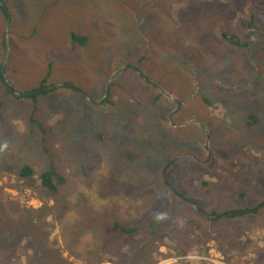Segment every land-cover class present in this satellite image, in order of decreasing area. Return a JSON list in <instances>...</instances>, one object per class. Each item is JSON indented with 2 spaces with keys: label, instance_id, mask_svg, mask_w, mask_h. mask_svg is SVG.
<instances>
[{
  "label": "rangeland",
  "instance_id": "rangeland-1",
  "mask_svg": "<svg viewBox=\"0 0 264 264\" xmlns=\"http://www.w3.org/2000/svg\"><path fill=\"white\" fill-rule=\"evenodd\" d=\"M2 1L0 63L7 34L3 83L15 93L38 89L51 64L48 86L69 85L94 102L116 69L113 56H135L141 46L149 67L142 69L154 84L121 73L115 83L122 88L96 105L68 88L15 100L0 84V264H25L31 252L1 245L17 210L39 216L45 207L50 252L59 249L72 264H92L95 253L102 264H116L122 254L123 264H264V0H194L187 8L184 0ZM228 26L250 43L223 40ZM71 33L87 43L73 42ZM158 87L185 102L173 126L176 105ZM158 93L163 97L153 102ZM248 117L256 121L251 127ZM113 120L116 129L97 143L98 129ZM193 120L207 129V148L201 126L183 125ZM82 136L85 146L73 147ZM51 165L66 183L50 196L40 174ZM24 166L33 171L29 179L19 176ZM62 201L67 209L58 221L49 213ZM240 210L253 211L236 215ZM81 212L142 230L128 241L110 233L99 242L96 230L83 229L74 255L58 229L74 221L83 228Z\"/></svg>",
  "mask_w": 264,
  "mask_h": 264
},
{
  "label": "trees",
  "instance_id": "trees-1",
  "mask_svg": "<svg viewBox=\"0 0 264 264\" xmlns=\"http://www.w3.org/2000/svg\"><path fill=\"white\" fill-rule=\"evenodd\" d=\"M182 1L183 0H181V3H182ZM185 1H186L185 6L187 8L188 3L191 2V1H194V0H184V2ZM216 2L218 3L219 1H216ZM0 10H1V8H0ZM2 15L4 16V18L6 17V14H5V12L3 10H2ZM252 19H253V17H251V20ZM215 22H216V25L218 26L217 29H219V26H220L219 21L216 20ZM248 26H250V28H251V24H249ZM228 28L230 30H232V32L234 34L230 33V30ZM205 29H206V31H211V28L208 25L205 26ZM255 31H258V30L256 28H252L250 30V34L249 35L253 36ZM260 32L264 33V31H261V30H260ZM235 33H236V29L235 28H230L228 26L222 32L221 38L223 40L227 41L228 43H230V45L232 44L233 46H236V47H243V46H246L248 43H250V40H249L248 43H240V39L238 38V35H235ZM257 37H260V36L258 34H256L255 38L257 39ZM70 38L75 43H81V44H86L87 43V39L85 37H80V36H78V35H76L74 33L70 34ZM4 41H5V38H4ZM4 41L1 42V48L3 49V51H4ZM146 51L147 50L145 48H142V46H141L135 56L133 54L127 53V52L126 53L115 54L113 57H114V59H115V61L117 63V66H116V69H114V71L109 72L107 79L109 80V78L119 68H121L123 65H127V66L133 67V68H137V69L141 70V72L147 76L146 71L142 69V68L149 69V67H147V65H146L147 56H148ZM2 58L4 59L3 54H2ZM2 63H3V60H2ZM2 63H0V84H2V86H3L4 90H5L6 94L4 93V95L5 96H7V95L9 96L10 92L4 86L3 77L1 75ZM180 64H183V63L180 61ZM50 67H51V64L49 65V71L47 72L46 76L41 80L40 87L38 89H36V90L54 86V85H49V86L47 85L48 78L50 76ZM6 70H7V68H5V70H4V75L6 73ZM126 73H134V74H136L137 75V79L141 80V81H143L145 83V81L135 71L127 69L122 74H126ZM119 77L115 78V80L113 81L111 91H110V93L108 94V96L106 97V99L102 103L109 102L110 97L114 98V96L116 95L117 91L122 88L119 84L115 83L116 80ZM107 79H105V82H107ZM136 83H138V82H136ZM105 85L106 84L104 83L103 85H100V87L98 88V92L96 94V97L93 98L94 102H97L101 98L103 90L105 88ZM36 90H34V91H36ZM48 91H50V90H48ZM38 96L33 95V96H30V97H26V98L33 101ZM11 97L13 98V96H11ZM156 97L157 98H154L153 102L154 101L156 102L157 100L162 98L163 95L161 93H158V95ZM13 99H15V97ZM249 120H250V123L247 122L246 125L248 127H251L253 125V122L255 123L256 121H255V118H252V117L249 118ZM29 121H30V123L37 124L35 121L33 122L32 115L30 116ZM114 123H115V121L113 120V123L111 125L106 124L104 127H101V128L98 129L97 135H96V142L97 143H98L99 139L103 140L104 137H107L108 129L110 131L116 129V125H114ZM37 125L39 127L41 126L40 124H37ZM73 137H75V136H73ZM81 139L82 140L78 141L79 143L76 142L75 145H73V147L79 146V145L85 146L81 142L83 140H87L89 138H87L85 136H82ZM86 143H87V141H86ZM32 174H33V171H32V169L29 166L22 167L20 172H19V176L22 179H29L32 176ZM40 180H41L40 186H41L42 190L45 191V192H43L44 195L50 194V196H51V194L54 195V193H56L59 190V186H63L66 183V178L64 176H62L61 174H59L54 169V167L52 165L48 169H46L44 172H42L40 174ZM41 188H34V189L37 190L38 192H40L39 189H41ZM37 199H39V200L41 199L42 201L45 202L44 204L46 205V200H43V197L42 198L40 197V198H37ZM82 199H83V197L81 195V197L78 200V203H80V201H82ZM57 206H59V210L51 212L49 214H53L54 216H56V218L58 217L57 219L59 221L64 216L63 214L65 213V212H63L64 208L66 207L65 206V201L64 202L62 201L60 204L58 203ZM61 208H63V209H61ZM44 209H45V213H43L42 215H39V216L36 215V214L37 213H41V211H38L37 209H30L29 211H27V215L21 214L20 211L17 210L18 219L15 222V226L9 232V235L7 234L6 239L4 240V242L1 245L4 246V247L7 246L8 248H12V249H15V250L18 247L20 249L28 248V250L31 251L30 253L24 254V252H22L24 255H26L25 264H43L46 261V259H48V258H50L49 259L50 264H72L69 261H67L66 259L62 258L61 254H57L59 249L55 250V252H53V251L50 252L52 246H50L47 243V238L44 239V235L48 234V231H47V226L43 223V219H45L47 214H48L47 213L48 211H46L48 208L45 207ZM66 209H67V207H66ZM86 211H84V213ZM31 212L33 214L34 213H36V214L32 216L30 214ZM240 212H244V211L240 210L239 213ZM84 213L81 212L82 215L80 214V217H81L80 223L82 224L83 228H81L79 225H77V223L74 221L73 224H72V222H70V223H65L64 222L63 224H60L59 225L60 227L58 229V234L62 238L63 247H64L63 249L66 250V251H69V252L71 251V253L73 251L74 255H77L76 254V247L78 246L79 239H81L80 233H81V231L83 229L85 231H88V232L90 231V229L96 230V233H97V236H98L96 238L98 239L99 242H103L110 235V233L117 234V235H119L121 237H124L125 240L128 241L131 238H135V235L142 230L141 226L130 227V228L123 227V226L120 225V223H118L115 220L113 222H107L108 220H104L102 222H98L97 219H94V218H91V219L84 218L83 217ZM235 213H236V215L239 214L237 212H235ZM226 215H228V214H226ZM233 216H235V215H233ZM35 217L39 218L40 223L32 222V219L35 218ZM84 223L86 224V226H84ZM101 223H103V224L100 225ZM104 223H106V226H104ZM71 225H72V227H71ZM99 225H100V227L97 228ZM151 225L155 226V224H151ZM36 229H37L38 233L35 232ZM53 232H55V230H53ZM58 241L59 240L56 239V241L53 244L55 246L58 245ZM16 244H17V248H16ZM143 248H146V244L143 245ZM99 253H102V252L100 251ZM122 256L124 258H122L120 260H117L116 264H123L125 259L128 257L126 254H122ZM93 257H98V258H97V261L92 263V264H102L105 261V260H102L100 258V256L97 255L96 253L94 254ZM87 258H90V257H87ZM111 263H113V262L111 261L110 264ZM18 264H21L20 258H18ZM125 264H129V263H125Z\"/></svg>",
  "mask_w": 264,
  "mask_h": 264
},
{
  "label": "water",
  "instance_id": "water-1",
  "mask_svg": "<svg viewBox=\"0 0 264 264\" xmlns=\"http://www.w3.org/2000/svg\"><path fill=\"white\" fill-rule=\"evenodd\" d=\"M1 1V0H0ZM1 4H2V6H3V9L6 11V8H5V6H4V3L3 2H1ZM6 13H7V11H6ZM7 15H8V13H7ZM8 61H9V46H8V39H7V34H5V59H4V62H3V64H2V70H1V75H2V77H3V81H6V79H5V75H4V70H5V68H6V65H7V63H8ZM133 70V71H135L142 79H144L145 81H147V82H150L151 84H154L153 82H151V81H149L145 76H144V74L141 72V70H139V69H137V68H133V67H125V68H122V69H120V70H118V71H116L112 76H111V78L109 79V81H108V83H107V85H106V88H105V91H104V93H103V95H102V98H100V100L98 101V102H93L92 100H91V98L89 97V96H87L85 93H83V92H81V91H79V90H77V89H75V88H73V87H71V86H69V85H65V84H63V85H58V84H56V85H54V86H52V87H47V88H44V89H40V90H38V91H33V92H27V93H15L14 91H13V89L11 88V86L6 82V86H7V90L10 92V95L11 96H13V97H15V98H24V97H29V96H32V95H34V94H37L38 92H44V91H47V90H51V89H57V88H68V89H70V90H73L74 92H76L77 94H80L81 96H83L84 98H86L91 104H94V105H96V104H100L101 102H103V100H105L106 99V97L108 96V94H109V92H110V90H111V87H112V83H113V81L115 80V78L117 77V76H119L121 73H123V71H125V70ZM158 89L162 92V94L167 98V100H169L171 103H174L175 105H176V109L178 110L179 109V107L181 106V105H183V104H185V102H181V101H179V100H177V98H175V97H173V96H171V95H169L167 92H164L162 89H160L159 87H158ZM194 96V95H193ZM192 96V97H193ZM191 99V98H190ZM176 113V111L175 112H173L171 115H170V117H169V121H170V124H171V126H173V122H172V116L174 115ZM187 124H197V125H199V126H201V128H203V130H204V132H205V135H206V144H205V148H207V142H208V139H209V133L207 132V129L205 128V126L202 124V123H200V122H198V121H190L189 123H184L183 125H187ZM248 212L249 211H253V210H247ZM248 212H241V213H239V214H237V215H240V214H246V213H248Z\"/></svg>",
  "mask_w": 264,
  "mask_h": 264
},
{
  "label": "flooded vegetation",
  "instance_id": "flooded-vegetation-1",
  "mask_svg": "<svg viewBox=\"0 0 264 264\" xmlns=\"http://www.w3.org/2000/svg\"><path fill=\"white\" fill-rule=\"evenodd\" d=\"M145 76V75H144ZM146 78H147V76H145ZM106 85H107V83H106ZM106 85H105V88H106ZM105 88H104V90H103V93H104V91H105ZM40 90V89H39ZM36 91H38V90H36ZM35 92V91H34ZM40 93H38V94H34V95H39ZM103 95V94H102ZM101 98H102V96H101ZM176 111V113L173 115V116H176L179 112H180V108L177 110L176 109V107L174 108V110H171L170 112L171 113H173V112H175ZM169 112V113H170ZM173 118V117H172Z\"/></svg>",
  "mask_w": 264,
  "mask_h": 264
},
{
  "label": "clouds",
  "instance_id": "clouds-1",
  "mask_svg": "<svg viewBox=\"0 0 264 264\" xmlns=\"http://www.w3.org/2000/svg\"><path fill=\"white\" fill-rule=\"evenodd\" d=\"M1 1H2V0H1ZM2 2H3V1H2ZM3 3H4V2H3ZM4 5H5V4H4ZM6 16L9 17V14H8V15L6 14ZM4 38H5V36H4ZM123 72H124V71H123ZM144 75H145V74H144ZM145 76H146V75H145ZM117 77H118V76H117ZM117 77H116V78H117ZM110 78H111V77H110ZM110 78H109V79H110ZM143 80H144V79H143ZM108 81H109V80H108ZM144 81H145V80H144ZM149 81H150V80H149ZM145 82H147V81H145ZM107 83H108V82H107ZM111 88H112V87H111ZM160 89H162V88H160ZM51 90H52V89H51ZM163 90H164V89H163ZM47 91H48V90H47ZM110 91H111V90H110ZM32 92H33V91H32ZM109 93H110V92H109ZM192 95H193V94H192ZM32 96H33V95H32ZM190 96H191V95H190ZM29 97H30V96H29ZM24 98H26V97H24ZM192 98H194V96H193ZM98 101H99V100H98ZM98 101H97V102H98ZM103 101H104V100H103ZM101 103H102V102H101ZM172 117H173V116H172ZM193 121H194V120H193ZM188 123H189V122H188ZM183 124H184V123H183ZM187 125H188V124H187Z\"/></svg>",
  "mask_w": 264,
  "mask_h": 264
},
{
  "label": "bare ground",
  "instance_id": "bare-ground-1",
  "mask_svg": "<svg viewBox=\"0 0 264 264\" xmlns=\"http://www.w3.org/2000/svg\"><path fill=\"white\" fill-rule=\"evenodd\" d=\"M242 27H243V26H242ZM221 35H222V34H221ZM226 38H227V37H226ZM226 38H225V39H226ZM235 47H236V46H235ZM168 152H169V151H168ZM171 152H172V151H171ZM171 154H172V153H171ZM161 156H162V155H161ZM161 166H162V165H161ZM164 166H165V164H164ZM168 167H169V166H168ZM121 220H122V219H121ZM124 221H125V220H124ZM161 243H162V242H161ZM167 244H168V243H167ZM165 246H166V245H165Z\"/></svg>",
  "mask_w": 264,
  "mask_h": 264
},
{
  "label": "crops",
  "instance_id": "crops-1",
  "mask_svg": "<svg viewBox=\"0 0 264 264\" xmlns=\"http://www.w3.org/2000/svg\"><path fill=\"white\" fill-rule=\"evenodd\" d=\"M255 208H257V207H255ZM219 220V219H218Z\"/></svg>",
  "mask_w": 264,
  "mask_h": 264
}]
</instances>
